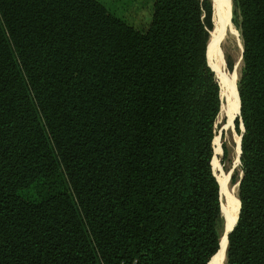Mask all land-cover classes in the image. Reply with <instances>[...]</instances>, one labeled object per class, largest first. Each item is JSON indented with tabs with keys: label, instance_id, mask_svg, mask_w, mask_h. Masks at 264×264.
I'll use <instances>...</instances> for the list:
<instances>
[{
	"label": "trees",
	"instance_id": "16d2710c",
	"mask_svg": "<svg viewBox=\"0 0 264 264\" xmlns=\"http://www.w3.org/2000/svg\"><path fill=\"white\" fill-rule=\"evenodd\" d=\"M232 3L241 176L225 264H264V0ZM210 15L209 0H154L139 32L98 0H0V264L210 263Z\"/></svg>",
	"mask_w": 264,
	"mask_h": 264
},
{
	"label": "rangeland",
	"instance_id": "374dc122",
	"mask_svg": "<svg viewBox=\"0 0 264 264\" xmlns=\"http://www.w3.org/2000/svg\"><path fill=\"white\" fill-rule=\"evenodd\" d=\"M101 2L108 11L124 20L139 32H144L149 25L152 4L154 0H98ZM211 6L210 32L215 26L216 16H220V13L226 11V18L221 24L219 35L212 41L210 46V39L207 38V49L209 63L213 70V77L218 88V99L220 110L218 111L214 125H213V142L212 159H210V169L214 176H216L220 197L219 202H225V198L221 196L220 186L226 187V190L230 193L235 186V194L237 197V183L241 176L239 167L238 154V133L234 129L233 121L237 112H234L231 120L229 111L226 108L221 110L222 104L232 106L233 104V88L232 84H235L239 77L240 69L242 66L241 61V41L239 37L238 16L234 10L232 0H209ZM221 9V10H220ZM210 32L208 34L210 36ZM218 66V71L217 70ZM219 75H218V74ZM223 79V80H222ZM231 81V82H230ZM223 89V91H222ZM231 91V92H230ZM237 92V91H236ZM230 93V95H229ZM228 95V96H226ZM238 100V96H237ZM240 143V141H239ZM226 148V155L223 156L221 145ZM240 145V144H239ZM238 160V161H237ZM214 176V177H215ZM222 183V184H221ZM238 199V198H237ZM224 200V201H223ZM239 205V202H238ZM221 212V211H220ZM223 214V208H222ZM221 214V218H222ZM223 214V222H224ZM212 261V259H211ZM210 261L209 264H212ZM225 264V263H224Z\"/></svg>",
	"mask_w": 264,
	"mask_h": 264
},
{
	"label": "bare ground",
	"instance_id": "6f19581e",
	"mask_svg": "<svg viewBox=\"0 0 264 264\" xmlns=\"http://www.w3.org/2000/svg\"><path fill=\"white\" fill-rule=\"evenodd\" d=\"M226 16H227V14H226L225 8L220 13V16H216L215 26H214L213 30L210 32V36H209L210 46L213 44L212 40L215 37H217V35H219V30H220L221 24H223ZM218 66L219 65H217L216 71L219 70ZM232 88H233V93H231V94H233L232 106L229 107L225 104L224 105L222 104V106H221V110H225L226 108L228 109L230 120H231L233 113L237 112V110H238V100H237V92H236L235 84H232ZM222 91H223V89H222ZM229 95H230V93H229ZM226 96H228V95H226ZM238 144H239V137H238ZM220 190H221L222 198L223 197L225 198L224 199L225 202H222V208H223V214L225 217L224 223H225L226 229H228L236 219L237 212H238V199H237L236 194H235V186L232 188V191H230V193L226 190V187L223 185L220 186ZM225 248H226L225 238H224V235H222L221 240H220V249L213 256L212 261H211L212 264H224L225 263V250H226Z\"/></svg>",
	"mask_w": 264,
	"mask_h": 264
},
{
	"label": "water",
	"instance_id": "95a60500",
	"mask_svg": "<svg viewBox=\"0 0 264 264\" xmlns=\"http://www.w3.org/2000/svg\"><path fill=\"white\" fill-rule=\"evenodd\" d=\"M238 105H239V103H238ZM237 113H238V110H237ZM236 113V114H237ZM236 116V115H235ZM234 116V117H235ZM234 119V118H233ZM233 119H232V121H233ZM239 141H240V136H239ZM239 144H238V154H237V159H238V157H239ZM238 161V160H237ZM239 162V161H238ZM238 208H239V205H238ZM236 218H237V216H236ZM235 222H236V219H235V221L233 222V224L228 228V229H226V226H225V223L223 222V226H222V230H221V237H222V235H224V238H225V245H227V235H228V233L231 231V229H232V227L234 226V224H235ZM221 237H219V242H218V249L220 248V240H221ZM226 249V248H225ZM210 260V259H209ZM208 263H209V261H208ZM207 263V264H208Z\"/></svg>",
	"mask_w": 264,
	"mask_h": 264
}]
</instances>
